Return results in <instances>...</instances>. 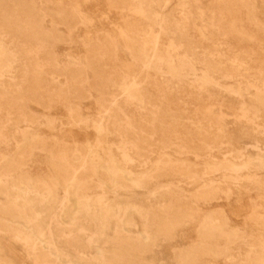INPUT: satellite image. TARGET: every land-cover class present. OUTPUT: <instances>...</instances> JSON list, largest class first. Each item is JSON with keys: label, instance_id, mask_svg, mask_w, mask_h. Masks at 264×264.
<instances>
[{"label": "rangeland", "instance_id": "rangeland-1", "mask_svg": "<svg viewBox=\"0 0 264 264\" xmlns=\"http://www.w3.org/2000/svg\"><path fill=\"white\" fill-rule=\"evenodd\" d=\"M168 1L0 0V264H41L26 231L65 264H264V0ZM135 39L146 53L159 41L149 64ZM124 71L136 84L108 111L101 85ZM80 134L104 160L163 153L168 175L82 181L84 204L61 226L85 231L74 244L45 230L67 204L55 170L85 149ZM160 220L167 231L129 256L112 240L119 222L136 237Z\"/></svg>", "mask_w": 264, "mask_h": 264}, {"label": "bare ground", "instance_id": "bare-ground-1", "mask_svg": "<svg viewBox=\"0 0 264 264\" xmlns=\"http://www.w3.org/2000/svg\"><path fill=\"white\" fill-rule=\"evenodd\" d=\"M168 2L169 1L166 0L165 6L168 4ZM92 24L93 23H91V25ZM120 36L123 38L122 33L120 34ZM130 43L131 45L128 43L127 47L130 49L132 47H135L133 50L135 59L142 64H149V62L155 55L154 51L157 50V48L159 47V41H157L155 43V46L153 47V51L146 53L142 47L138 46V39H135L133 40V42ZM105 46L106 45H104L103 42L98 45L96 51V61H98L100 59L99 57L102 56V50L105 49ZM94 71L98 73H108V70L105 69L103 65H101V63L99 62L96 64V66H94ZM121 76L122 79H119L118 84H116L113 89L109 84L101 85L102 89L109 97L108 99L110 102V107L107 109L108 111L114 109L118 105L119 100L122 97L129 96L130 89L136 84L137 77L131 74L130 72L124 71ZM139 127L140 126H138V128ZM91 129L93 135L97 138L103 137L109 131L107 123L105 122V119L102 116L98 117L96 122L92 125ZM79 138L85 139V149L76 152V154H72L70 157H68L67 155L62 156L59 159V164L55 170L57 177L60 179L63 185L67 204H61V206L52 216L51 222L48 224L45 230V232L49 235L52 234L53 223L55 226L61 227L64 224V220L69 219L70 215L73 212L78 213L81 210V207L83 206L84 201L86 199V191L89 188V185L81 183L82 181H86L87 179H89L88 183L91 184L92 181L95 180L99 182L103 188L120 189L133 183L134 174L137 171L144 173L147 178H164L168 175V170L166 168V160H164L165 158L163 153H159L157 157L154 158L150 163H146L142 166H132V164H130L132 160L130 157H127L126 159L128 160L126 161L120 160L115 156L109 157L105 160L101 159L96 153V146H94L89 140V136H84L80 134L77 136V139ZM137 168H140V170H137ZM72 193H75L74 196L71 195ZM71 196L73 197V203L69 205ZM168 222H164L162 220L157 221L153 232L141 231L140 234L136 237H133L129 233V230L122 224V222H119L118 229L112 240L120 248H123L129 256L131 250H139L140 247L149 243L153 237V233L157 234L166 232L170 224H168ZM75 226H77V224L73 223L70 227L61 228L67 231V234H64L66 240L74 242V244H79L83 240V238L86 237V233L83 229H79L80 233L73 236L72 233L75 230ZM171 228L173 229L172 225ZM20 239L24 242L26 246H29L31 251L36 253L37 257H39V263L65 264V261L62 260L61 253L58 251L52 252L48 248L44 239H42L41 237H35L32 233H30V231H26L21 234ZM116 260L117 258L115 256H112L111 260L109 261V264H111V262L113 261L116 262ZM260 263L261 262H259V264Z\"/></svg>", "mask_w": 264, "mask_h": 264}]
</instances>
